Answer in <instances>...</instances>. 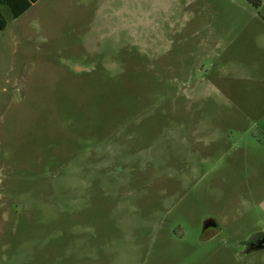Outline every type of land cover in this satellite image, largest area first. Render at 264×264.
Instances as JSON below:
<instances>
[{
    "label": "rangeland",
    "instance_id": "rangeland-1",
    "mask_svg": "<svg viewBox=\"0 0 264 264\" xmlns=\"http://www.w3.org/2000/svg\"><path fill=\"white\" fill-rule=\"evenodd\" d=\"M4 15L0 264H264L232 168L264 155V0Z\"/></svg>",
    "mask_w": 264,
    "mask_h": 264
},
{
    "label": "crops",
    "instance_id": "crops-1",
    "mask_svg": "<svg viewBox=\"0 0 264 264\" xmlns=\"http://www.w3.org/2000/svg\"><path fill=\"white\" fill-rule=\"evenodd\" d=\"M38 1L40 0H0V33L5 31L8 24L7 18L4 15V10H6V13H9L13 20H18L29 10H31L34 4ZM3 80L7 81L8 79L2 78L0 72V81ZM259 130L262 133L264 139V115L259 121ZM261 143L262 148L264 149V140ZM240 150L241 149H237V146L232 148L233 153H236ZM257 161L258 168L251 169L249 166L250 162L248 159H246L245 155H242L241 159H238V156H236L233 157L232 168H236V164L240 162V167L244 165L243 171L249 172V176L242 181L241 187L243 189V193H245L250 199L252 209H255L260 217L264 220V165L262 164L264 163V155L261 157V159H257Z\"/></svg>",
    "mask_w": 264,
    "mask_h": 264
},
{
    "label": "water",
    "instance_id": "water-1",
    "mask_svg": "<svg viewBox=\"0 0 264 264\" xmlns=\"http://www.w3.org/2000/svg\"><path fill=\"white\" fill-rule=\"evenodd\" d=\"M217 226V222L214 218L208 217L203 220L202 223V231L204 232L209 227ZM262 232L255 233L252 237L248 239L251 242V247L246 249L244 252L248 253L253 250L264 249V236H262Z\"/></svg>",
    "mask_w": 264,
    "mask_h": 264
},
{
    "label": "flooded vegetation",
    "instance_id": "flooded-vegetation-1",
    "mask_svg": "<svg viewBox=\"0 0 264 264\" xmlns=\"http://www.w3.org/2000/svg\"><path fill=\"white\" fill-rule=\"evenodd\" d=\"M262 236H264V234H262ZM250 247H251V242L247 240V241L243 244V249L246 250V249H249Z\"/></svg>",
    "mask_w": 264,
    "mask_h": 264
}]
</instances>
